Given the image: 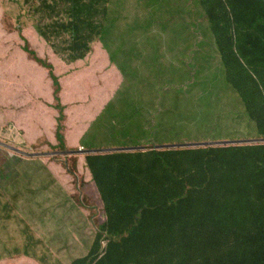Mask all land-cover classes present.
<instances>
[{
    "label": "trees",
    "instance_id": "obj_1",
    "mask_svg": "<svg viewBox=\"0 0 264 264\" xmlns=\"http://www.w3.org/2000/svg\"><path fill=\"white\" fill-rule=\"evenodd\" d=\"M35 1L33 12L51 20L37 28L39 36L62 62L85 58L94 51L91 44L108 32L111 0H24ZM199 1L226 80L264 138V0ZM23 39V49L49 69L59 110L57 143L33 147L69 150L54 64ZM84 158L105 219L96 225L89 251L70 264H264V144L153 146Z\"/></svg>",
    "mask_w": 264,
    "mask_h": 264
},
{
    "label": "rangeland",
    "instance_id": "obj_2",
    "mask_svg": "<svg viewBox=\"0 0 264 264\" xmlns=\"http://www.w3.org/2000/svg\"><path fill=\"white\" fill-rule=\"evenodd\" d=\"M38 4L0 0V33L15 31L8 37L24 46L25 29L38 35L37 28L51 21L47 14L33 12ZM106 7L108 32L91 45L102 44L124 79L115 82L109 99L100 91L107 109L86 136L85 149L260 138L226 80L199 0H111ZM59 18L63 19L62 14ZM4 50L6 53L7 46ZM89 56L81 58L85 60L80 71L88 78L87 84L103 70L94 67L97 63ZM43 58L54 64V70L56 65V70L66 69L60 57ZM110 79L113 83L114 77ZM34 149L26 150L40 151ZM5 150L27 156L14 154L8 147ZM84 154L47 157L65 164L71 189L58 182L48 183V179L39 183L31 178L32 191L25 185L17 193L18 186L10 191L0 184V263L70 264L89 251L96 225L104 221L105 214L96 185L84 168ZM25 171L43 173L34 167Z\"/></svg>",
    "mask_w": 264,
    "mask_h": 264
},
{
    "label": "crops",
    "instance_id": "obj_3",
    "mask_svg": "<svg viewBox=\"0 0 264 264\" xmlns=\"http://www.w3.org/2000/svg\"><path fill=\"white\" fill-rule=\"evenodd\" d=\"M26 30L23 35L30 41L32 47L35 46L34 49L40 57L43 58L45 55L56 57L52 50H48V46L39 34L35 35V31L33 34L29 31L26 33ZM4 33H0V63L2 64L0 66V141H6L16 147L19 145L18 148L21 147L25 151H28L26 150L28 146H31L30 150H35L33 146H41V143H46V146L47 143L56 144L59 110L55 106L52 77L43 65L34 60L23 46H20L16 38L8 37L15 34V31L10 30ZM6 46L7 52L4 53ZM93 47L94 53L92 51L88 58L92 61L94 57L97 63H93L94 67H101L103 70L96 74V79L91 84H87L88 78L84 79L83 74H80L81 63L85 59L72 64L65 63L66 69L63 71L56 70L58 67L56 65L54 70L62 86L60 96L65 113L63 133L68 149H80L82 145L85 149L84 141L88 135L87 132L104 112L100 91L104 93L106 99H109L115 82L119 83L124 79L102 44L99 46L95 43ZM111 77H114L113 83ZM18 79H21V82ZM25 81L31 84H25ZM6 148L0 145V163L5 161L0 169V179L4 180L0 181L2 188L7 187L12 191L13 186H18L14 190L17 193L20 186L28 185L32 191L34 184L31 183V178H33L35 182L39 180L40 183L48 179V183L58 182L67 190L71 189L70 175L62 161H53L47 158L49 156H16L13 153H7L10 151H6ZM46 149L48 148H38L40 151H46ZM16 153L18 154V152L14 154ZM28 167H34L43 173H26L25 169ZM46 199L49 200L50 196ZM5 261L0 264L13 263Z\"/></svg>",
    "mask_w": 264,
    "mask_h": 264
},
{
    "label": "water",
    "instance_id": "obj_4",
    "mask_svg": "<svg viewBox=\"0 0 264 264\" xmlns=\"http://www.w3.org/2000/svg\"><path fill=\"white\" fill-rule=\"evenodd\" d=\"M263 145L264 138H254V139H244V140H236V141H226V142H203V143H167L156 145V149H166V148H176V149H196V148H206V147H225V146H240V145ZM0 145L8 147L18 153L23 155H27L30 157L33 156H51L58 154H77V153H85V154H94V153H105V152H119V151H134V150H143L151 148L146 145H137V146H127V147H109V148H88V149H69V150H61V151H25L21 148L13 146L11 144L1 142Z\"/></svg>",
    "mask_w": 264,
    "mask_h": 264
},
{
    "label": "built area",
    "instance_id": "obj_5",
    "mask_svg": "<svg viewBox=\"0 0 264 264\" xmlns=\"http://www.w3.org/2000/svg\"><path fill=\"white\" fill-rule=\"evenodd\" d=\"M80 149H83V147H82V148H80Z\"/></svg>",
    "mask_w": 264,
    "mask_h": 264
},
{
    "label": "clouds",
    "instance_id": "obj_6",
    "mask_svg": "<svg viewBox=\"0 0 264 264\" xmlns=\"http://www.w3.org/2000/svg\"><path fill=\"white\" fill-rule=\"evenodd\" d=\"M261 138V137H260Z\"/></svg>",
    "mask_w": 264,
    "mask_h": 264
}]
</instances>
